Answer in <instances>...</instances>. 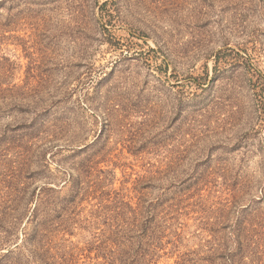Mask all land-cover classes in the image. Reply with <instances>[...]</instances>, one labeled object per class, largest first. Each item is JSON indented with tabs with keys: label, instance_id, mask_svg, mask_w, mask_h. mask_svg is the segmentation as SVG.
Listing matches in <instances>:
<instances>
[{
	"label": "rangeland",
	"instance_id": "1",
	"mask_svg": "<svg viewBox=\"0 0 264 264\" xmlns=\"http://www.w3.org/2000/svg\"><path fill=\"white\" fill-rule=\"evenodd\" d=\"M0 264H264V0H0Z\"/></svg>",
	"mask_w": 264,
	"mask_h": 264
},
{
	"label": "trees",
	"instance_id": "2",
	"mask_svg": "<svg viewBox=\"0 0 264 264\" xmlns=\"http://www.w3.org/2000/svg\"><path fill=\"white\" fill-rule=\"evenodd\" d=\"M25 237V235H24ZM42 237H44V232L43 229L39 230L38 228L29 232L26 235V239L27 240V245L30 246L29 249V253L31 256H35V255H40V251H43V246L40 245V242L42 241ZM24 240V241H25ZM42 258H44V256H41ZM52 263V261H51Z\"/></svg>",
	"mask_w": 264,
	"mask_h": 264
}]
</instances>
